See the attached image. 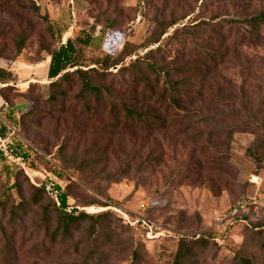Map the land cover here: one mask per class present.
Returning <instances> with one entry per match:
<instances>
[{
  "label": "rangeland",
  "instance_id": "obj_1",
  "mask_svg": "<svg viewBox=\"0 0 264 264\" xmlns=\"http://www.w3.org/2000/svg\"><path fill=\"white\" fill-rule=\"evenodd\" d=\"M33 4L42 16L31 10ZM263 11L264 0H0V65L13 75L0 94L14 105L7 114L3 100L0 111L12 124L28 109L27 99L35 107L39 97L48 95V52L92 25H96L92 39L96 50L116 54L129 41L142 56L158 45L142 48L160 29H155V15L160 14L165 22L187 15L162 37L166 42L178 27L182 30L178 42L186 40L185 45L166 44L164 52L155 53L152 60L181 65L196 58L193 51L199 44L211 51V75L197 88L203 95L195 104L199 122L184 120L183 126L172 127L170 132L119 133L112 127L109 109L99 108L91 120H78L74 117L82 112V104L70 99L66 102L69 113L65 118L57 115L48 133L19 118L16 134H8L0 143L5 149L0 157V264H73L75 259L82 263L83 257L58 261L55 257L72 252L77 242L82 243L83 253L97 250L102 264H133V250H139V264H172L182 238L189 243L187 264H242L240 257L264 264V25L254 30L243 23ZM44 15L58 32L66 30L60 38L48 32ZM108 19L112 27L107 26ZM200 21L206 23V31L197 44L193 33H200V24L196 25ZM20 34L26 46L14 57ZM96 55L92 51L88 57ZM136 58L128 56L123 64L108 69L107 82L113 83L121 99L128 98L132 85L117 71ZM30 83L40 85L28 90ZM36 107L44 115L50 111L42 101ZM116 117L122 115L116 113ZM204 117L209 120L201 121ZM57 123L60 132L66 133L69 152L75 151L78 162L92 165L85 172L61 162L65 154L58 152L62 137L58 132L61 140L54 146L52 134ZM241 123L263 125L262 133L238 131L228 144L226 133ZM198 133L202 134L199 138ZM16 145L27 154L32 171L12 157L9 146ZM52 162L76 179L69 186L70 208L89 214L108 210L113 216L104 222L96 241L88 238L90 221H85L70 241L58 243L55 256L42 259L36 209L29 206L26 216L16 209L13 221L8 210L22 199L14 186L18 172L24 168L30 179L49 175L56 181L50 173ZM253 174L261 177L259 185L250 183ZM117 175L122 176L113 179ZM18 177L28 185L22 174ZM125 215L130 221L144 216L158 223L163 234L148 238L146 230L131 226Z\"/></svg>",
  "mask_w": 264,
  "mask_h": 264
},
{
  "label": "trees",
  "instance_id": "obj_2",
  "mask_svg": "<svg viewBox=\"0 0 264 264\" xmlns=\"http://www.w3.org/2000/svg\"><path fill=\"white\" fill-rule=\"evenodd\" d=\"M31 10L36 15L42 16L39 7H36L34 4ZM186 16L184 15L179 20L165 22L159 19L160 14L155 15V29H160L158 30L157 36L142 48L146 49L150 45H158L153 49L147 50L142 56L139 55L140 51L137 45L129 41H125L122 50L116 54L96 50L92 40L96 35V25H92L88 31H82L75 37H68L65 42L60 41V39L57 47L48 52L46 58H49L46 67V76L50 81L48 84V95L44 99L39 97L35 103L38 106L42 101L44 106L50 111L45 115L42 114L26 98L29 107L26 111L20 112V115L17 117L19 121L15 123L18 124L21 118H25L29 124L48 133L50 125L57 115L64 116L65 118L69 113L66 107V102L69 99L82 104V112L79 116L74 117L78 120H91L95 118L96 115L94 112L99 108L109 109V119L112 121V127L119 133H125L126 131L135 133L148 131L152 133L170 132L172 127L183 126V123H185L184 120H188V123L200 120L201 116L195 104L203 95L197 91V88L211 75L210 49L199 44L193 51L196 54V58L190 62H184L181 65L174 64L172 61L164 60V63L161 61L160 63L152 60V55L164 52L166 44H168L167 46L169 44H175L179 48L185 45L186 40H183L181 43L178 42V35L182 32L178 27L168 36L166 42H164L165 38L162 37L168 33L170 28L180 24ZM42 18L47 22V30L52 36L60 38L62 33L66 31L60 30L58 32L49 22L48 16L44 15ZM243 23L254 30H260L261 26L264 25V11L256 16L243 19ZM205 24L202 21L196 24L200 28V33H193L197 44L203 41L200 40L199 36L202 32L206 31L203 26ZM113 25L108 19L107 26L112 27ZM25 46L26 38L20 34L15 42L16 51L14 57H17ZM92 51H97V55L95 57H88V54ZM182 51L184 52V50ZM175 52L182 54L178 49ZM132 55L137 56V58L129 65L121 66L117 71V73L126 76L128 82L132 85V90L126 94L128 98L121 99L119 93L114 90L113 83L107 82L108 69L123 64L124 59ZM1 58L2 52L0 50V60ZM12 77L13 75L10 69L0 65V84H2L0 90L2 88H8ZM127 79L123 81L126 82ZM39 85L40 83H30L28 90L39 87ZM0 96L3 98L1 94ZM3 100L7 104L8 109L6 112L9 114L12 112L14 105L5 98ZM116 113H120L122 117L117 118ZM5 114L2 110L0 111V137L4 140L10 134L11 130L9 126L17 132L16 124H12ZM208 120L209 117H204L201 121L206 122ZM58 123L53 127L52 134L54 139H56L54 146L59 145L60 137H62L58 152L62 154L65 151V154L61 162L67 166H76L77 170L85 172L92 165L86 160L78 162V156L75 154V151L71 150L69 152L68 143L66 142L67 138L64 135L66 133L60 132L61 124ZM262 128L263 125L257 123L251 125L249 123H241L228 130L225 140L231 145L232 135L235 132L256 131L253 134H260L262 133ZM58 132L61 134L60 137H57ZM197 135V138H199L202 134L198 133ZM218 135L217 133L215 138H218ZM22 143L26 148L30 146L27 142ZM19 146L16 145V148L9 146L12 157L20 158L24 165L26 164L25 168L32 171V168L27 165V154L23 153ZM4 150L0 144V157L3 155ZM254 155H257V153H254ZM51 164L53 167L50 173L53 174L56 181L49 177V175H45L43 179L32 178L33 182L25 172V169L20 167L22 169L17 174L14 186L19 194H21L22 199L20 203L12 205L8 210L12 217L10 220L13 221L14 216L18 215L15 211L16 209L23 211L24 216H26L29 206L36 209L37 221H35V224L38 230L37 235L39 236L41 234L43 237V247L39 255L42 259L50 258L52 254L55 256L54 248L58 243L60 241L61 243L70 241L74 234L81 229V224L85 221H90L86 228L87 233L90 235L88 238H94V241H96L101 234L104 222H107L113 216V213L108 210L97 214H89L86 211L78 210L74 206L70 208L69 186L72 183L74 184L76 179L59 163L52 162ZM23 171L26 173V176ZM21 174L25 177L26 184L28 183V185H24V183L19 181L18 176ZM91 174L92 172L88 173L87 176H91ZM121 176H114L113 179H118ZM29 179L31 181L30 184ZM49 184L52 186L53 191L57 192L56 197L58 200H56L54 193L47 189V185ZM102 206L108 207L109 205L103 204ZM80 244L82 243H75L72 252L59 253L58 256H55L56 261L64 257L68 259L71 257H83L84 260L82 263H77L75 259L73 264H102V262L98 261L97 250L90 249L88 252L83 253V249L79 247ZM188 248V240L182 238L172 264H187ZM132 255L134 257L133 264H139V250H133ZM240 262L242 264H254L246 257H240ZM48 264L59 263L53 262Z\"/></svg>",
  "mask_w": 264,
  "mask_h": 264
},
{
  "label": "built area",
  "instance_id": "obj_3",
  "mask_svg": "<svg viewBox=\"0 0 264 264\" xmlns=\"http://www.w3.org/2000/svg\"><path fill=\"white\" fill-rule=\"evenodd\" d=\"M9 128L11 130L10 131V135L11 136L16 133L14 128H12L10 126H9ZM0 141H1V143H4L5 140L0 138ZM18 159H20V158H18ZM23 167H25V166L23 165ZM32 181H33V179H32ZM261 182H262V179H261V177L259 175L253 174V175L250 176V183L251 184L259 185ZM36 185H39V184H36ZM47 189L52 191L54 193V196H55L56 200H58L57 197H56L57 196V192L53 191L52 186L50 184L47 185ZM57 203H59V202H57ZM140 207L142 209H144L145 208V204L142 203L140 205ZM124 218L131 226L140 225L142 228H144L146 230V235H147L148 238H152V239L158 238L159 236H161L163 234L162 227L158 223H156V222H154V221H152V220H150V219H148V218H146L144 216L140 217V218H137L135 220H132V221H130V219H129V217L127 215H125Z\"/></svg>",
  "mask_w": 264,
  "mask_h": 264
},
{
  "label": "crops",
  "instance_id": "obj_4",
  "mask_svg": "<svg viewBox=\"0 0 264 264\" xmlns=\"http://www.w3.org/2000/svg\"><path fill=\"white\" fill-rule=\"evenodd\" d=\"M0 106H3V98L1 96H0Z\"/></svg>",
  "mask_w": 264,
  "mask_h": 264
}]
</instances>
